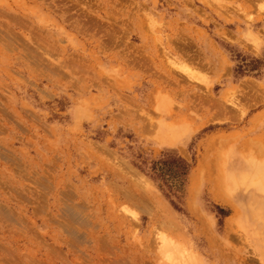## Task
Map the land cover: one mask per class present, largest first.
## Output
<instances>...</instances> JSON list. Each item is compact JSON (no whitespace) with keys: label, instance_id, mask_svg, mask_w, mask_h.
<instances>
[{"label":"rangeland","instance_id":"1","mask_svg":"<svg viewBox=\"0 0 264 264\" xmlns=\"http://www.w3.org/2000/svg\"><path fill=\"white\" fill-rule=\"evenodd\" d=\"M263 95L264 0H0V264H264Z\"/></svg>","mask_w":264,"mask_h":264},{"label":"bare ground","instance_id":"2","mask_svg":"<svg viewBox=\"0 0 264 264\" xmlns=\"http://www.w3.org/2000/svg\"><path fill=\"white\" fill-rule=\"evenodd\" d=\"M244 84V83H243ZM255 91V90H254ZM258 91V90H257ZM234 92V91H233ZM259 92H260V90H259ZM261 93V92H260ZM232 95H233V93H231ZM263 94V93H262ZM264 96V95H263ZM260 97H262L261 95H260ZM232 98H234L233 96H232ZM237 100V99H236ZM234 103V102H233ZM220 105V104H219ZM234 105V104H233ZM222 108V107H221ZM220 110V109H219ZM185 132V131H184ZM178 136V135H177ZM173 137H174V135H173ZM173 139V138H172ZM165 140V139H164ZM174 140V139H173ZM259 163V162H258ZM262 164V163H261ZM260 163H259V165H261ZM257 165V164H256ZM257 169H258V166H257ZM260 169V168H259ZM258 174V173H257ZM255 184V186L253 187V190H254V188L257 190V192L258 191H261V188L263 189L264 188V183H262V182H259V183H254ZM253 183H252V186L254 185ZM263 186V187H262ZM252 190V191H253ZM254 192V191H253ZM256 192V191H255ZM259 193V192H258ZM263 195V194H262ZM260 197V196H259ZM262 197V196H261ZM260 197V199H262ZM264 197V196H263ZM259 199V198H258ZM263 200H264V198H263ZM252 206V210L250 211V213L251 214H253V216L254 217H258L257 219V221L256 222H258L259 221V218H260V220L262 221L263 219H264V206H263V204H260V205H256V203H255V205L253 204V205H251ZM236 219V218H235ZM234 220V219H233ZM231 221V220H230ZM165 239L163 238V240H162V242L163 243H165L166 241H164ZM168 242V241H167ZM168 244V243H167ZM174 247V246H173ZM171 248V247H170ZM175 248V247H174ZM177 251H178V248H177ZM182 253L183 254H181L182 256L184 255V254H186V257H187V255H189L188 257H191V258H198V256L195 254V253H193L191 250H189V249H186V248H184L183 249V251H182ZM192 260V259H191ZM194 263V262H193ZM196 263V262H195Z\"/></svg>","mask_w":264,"mask_h":264},{"label":"trees","instance_id":"3","mask_svg":"<svg viewBox=\"0 0 264 264\" xmlns=\"http://www.w3.org/2000/svg\"><path fill=\"white\" fill-rule=\"evenodd\" d=\"M179 162H183L181 159L178 160Z\"/></svg>","mask_w":264,"mask_h":264}]
</instances>
